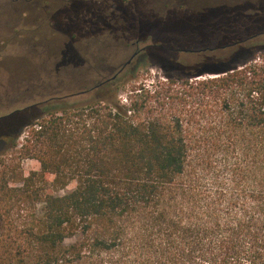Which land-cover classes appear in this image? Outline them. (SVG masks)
<instances>
[{
  "label": "trees",
  "instance_id": "trees-1",
  "mask_svg": "<svg viewBox=\"0 0 264 264\" xmlns=\"http://www.w3.org/2000/svg\"><path fill=\"white\" fill-rule=\"evenodd\" d=\"M258 34L161 64L125 103L116 77L92 103L46 106L14 153L4 136L0 264H264V43L243 45Z\"/></svg>",
  "mask_w": 264,
  "mask_h": 264
},
{
  "label": "rangeland",
  "instance_id": "rangeland-1",
  "mask_svg": "<svg viewBox=\"0 0 264 264\" xmlns=\"http://www.w3.org/2000/svg\"><path fill=\"white\" fill-rule=\"evenodd\" d=\"M35 3L0 0V150L5 147L3 137L14 136L12 141L5 139L12 145L7 153L19 148L29 123L44 107L81 106L104 98L111 86H94L136 51L115 80L124 103L131 85L150 88L164 79L161 64L176 74L180 66L227 58L234 50L194 51L198 48L257 33L243 45L264 43V0ZM52 99L57 101L49 103ZM21 167L27 175L38 163L22 159ZM73 187L74 182L67 189Z\"/></svg>",
  "mask_w": 264,
  "mask_h": 264
},
{
  "label": "flooded vegetation",
  "instance_id": "flooded-vegetation-1",
  "mask_svg": "<svg viewBox=\"0 0 264 264\" xmlns=\"http://www.w3.org/2000/svg\"><path fill=\"white\" fill-rule=\"evenodd\" d=\"M36 1V3L35 4H38V3H40V0H35ZM38 2V3H37ZM108 5H110V4H108ZM111 6V5H110ZM107 8H104V10H106ZM101 10V9H100ZM102 11V10H101ZM103 16L100 14V16H99V18H102ZM138 52L139 51H136V52H134L131 56H130V58H128V59H131L130 60V62L128 63V64H130L131 63V61H132V59L138 54ZM127 59V60H128ZM126 60V61H127ZM125 61V62H126ZM124 62V63H125ZM124 63L121 65V67L120 68H118L116 71H114L115 69H112V70H110L109 71V73H112L111 74V76H109V77H107V78H105L104 80H102L101 82H99L97 85H95L94 87H97V86H101V85H103V84H107V83H110V82H113V80L117 77V75L128 65H126L125 67H123L122 68V66L124 65ZM113 71V72H112Z\"/></svg>",
  "mask_w": 264,
  "mask_h": 264
},
{
  "label": "water",
  "instance_id": "water-1",
  "mask_svg": "<svg viewBox=\"0 0 264 264\" xmlns=\"http://www.w3.org/2000/svg\"><path fill=\"white\" fill-rule=\"evenodd\" d=\"M227 48H232V47H227ZM221 49H224V48H221ZM209 50L211 51L212 48H210ZM130 60H131V59H128V60L124 63V65L122 66V68L125 67V66L130 62Z\"/></svg>",
  "mask_w": 264,
  "mask_h": 264
}]
</instances>
